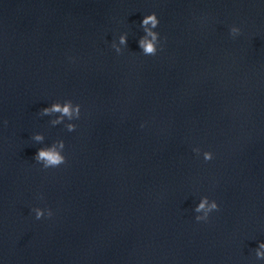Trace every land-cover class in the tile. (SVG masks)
<instances>
[{
    "label": "water",
    "instance_id": "water-1",
    "mask_svg": "<svg viewBox=\"0 0 264 264\" xmlns=\"http://www.w3.org/2000/svg\"><path fill=\"white\" fill-rule=\"evenodd\" d=\"M153 13L162 50L145 56ZM65 100L78 120L40 115ZM58 140L55 170L264 228V0H0V148L34 161Z\"/></svg>",
    "mask_w": 264,
    "mask_h": 264
},
{
    "label": "clouds",
    "instance_id": "clouds-1",
    "mask_svg": "<svg viewBox=\"0 0 264 264\" xmlns=\"http://www.w3.org/2000/svg\"><path fill=\"white\" fill-rule=\"evenodd\" d=\"M159 25V20L155 13L147 15L143 18L141 22V27L143 29L144 35L139 39L138 46L141 50V53L145 56H155L158 53V50H162L160 45L159 33L154 31ZM241 34V31L238 27L230 28V35L235 38ZM127 33L122 34L119 37L118 44L116 42L112 43V48L116 51L117 54H122V47H127ZM81 106L79 104H74L71 100H65L61 102H55L46 108L40 110V115L42 116H56L55 119H52L50 123L53 126L60 125L67 121H74L80 118ZM59 114V115H57ZM7 124V121H5ZM68 132H73L76 130V124L67 123L65 125ZM143 127V125H141ZM32 139L37 144H43L45 137L42 134H36ZM65 144L62 140L54 142L51 146L41 147L37 150L33 160L35 163L40 164L44 170L59 168L61 165L67 163L66 157L63 155ZM193 152L199 156L201 150L199 148H194ZM214 159V155L210 151L203 152V160L207 163ZM31 211L35 215L36 220H41L42 218H51L53 213L51 209H41L39 207L32 208ZM193 211L196 213L195 220L196 222H207L210 214L219 211L218 204L212 200L210 201L208 197H202L199 203L194 207ZM257 259L264 260V242L258 244V247L255 250Z\"/></svg>",
    "mask_w": 264,
    "mask_h": 264
}]
</instances>
